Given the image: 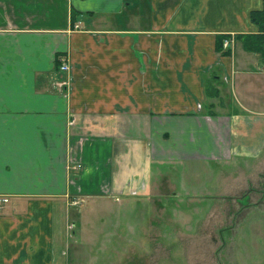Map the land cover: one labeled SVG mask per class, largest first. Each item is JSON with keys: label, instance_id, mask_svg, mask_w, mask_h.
Returning <instances> with one entry per match:
<instances>
[{"label": "crops", "instance_id": "1", "mask_svg": "<svg viewBox=\"0 0 264 264\" xmlns=\"http://www.w3.org/2000/svg\"><path fill=\"white\" fill-rule=\"evenodd\" d=\"M262 9L0 0V264H66L76 198L145 189L163 162L249 152L264 70L239 37L257 32L249 16ZM219 37L234 44L216 50Z\"/></svg>", "mask_w": 264, "mask_h": 264}, {"label": "rangeland", "instance_id": "2", "mask_svg": "<svg viewBox=\"0 0 264 264\" xmlns=\"http://www.w3.org/2000/svg\"><path fill=\"white\" fill-rule=\"evenodd\" d=\"M258 116L247 115L255 130L247 125L249 152L238 147L228 160L163 162L145 189L76 198L66 264H264V122ZM254 138L263 141L257 153Z\"/></svg>", "mask_w": 264, "mask_h": 264}, {"label": "trees", "instance_id": "3", "mask_svg": "<svg viewBox=\"0 0 264 264\" xmlns=\"http://www.w3.org/2000/svg\"><path fill=\"white\" fill-rule=\"evenodd\" d=\"M249 20L256 27L257 32L255 34L242 35L239 37V40L244 50L257 54L264 59V9L252 11ZM223 39L219 37L217 40L216 50H220L219 47Z\"/></svg>", "mask_w": 264, "mask_h": 264}, {"label": "built area", "instance_id": "4", "mask_svg": "<svg viewBox=\"0 0 264 264\" xmlns=\"http://www.w3.org/2000/svg\"><path fill=\"white\" fill-rule=\"evenodd\" d=\"M224 45H225V46L227 45V42H226V41L224 42ZM263 66H264V65H263ZM60 70H61V71H68L69 68H68V66H67L66 63H63V64H61V66H60ZM77 168H79V166H78ZM7 203H8V198H7V197H0V212H1V209H2L3 205H5V204H7Z\"/></svg>", "mask_w": 264, "mask_h": 264}]
</instances>
